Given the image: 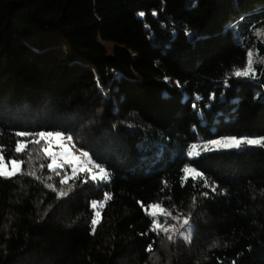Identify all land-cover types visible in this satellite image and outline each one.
Segmentation results:
<instances>
[{"label": "trees", "instance_id": "16d2710c", "mask_svg": "<svg viewBox=\"0 0 264 264\" xmlns=\"http://www.w3.org/2000/svg\"><path fill=\"white\" fill-rule=\"evenodd\" d=\"M40 132L109 180L49 169ZM233 137L264 140V0H0V264H264V144Z\"/></svg>", "mask_w": 264, "mask_h": 264}, {"label": "snow or ice", "instance_id": "6c2138e0", "mask_svg": "<svg viewBox=\"0 0 264 264\" xmlns=\"http://www.w3.org/2000/svg\"><path fill=\"white\" fill-rule=\"evenodd\" d=\"M139 15L143 16L144 14L143 13H140ZM249 64H248V67L243 70V71H236L235 72V75L236 76H247L249 75L250 73L253 72V69H252V53L249 52ZM17 136L19 137H25L27 136L28 134L27 133H24V132H18L16 133ZM38 136H39V139L34 141L35 143H40L41 140H55L57 142H61L63 141L64 139H67L68 141H71L72 140V137L71 136H68V137H64L63 134L59 133V132H56V133H52V132H40L38 133ZM213 144H217V145H221L223 147H239L241 145V143H247V144H264V140H246V141H241V140H237V139H230V140H227V141H213L212 142ZM27 147V142H24L23 140L21 141H17L16 145H15V148H14V151L17 152V153H20V152H23ZM205 150H208L207 147H205ZM43 151L46 153V155L48 156H51L53 157L52 160H51V163H49L47 165V167L51 170H55L56 168L58 167H62L63 165H61L60 163H58V160L55 158L56 157V154L51 150V148L49 147H46L43 149ZM65 151H67V148H65ZM195 151V146H193V151H190L189 152V155H192L193 152ZM198 154V153H196ZM84 156H87L88 154L87 153H84L83 154ZM60 156H64V153H60ZM74 160H78L79 157H73ZM9 164L11 165V167L9 168ZM23 164V161H17L15 159L11 160V161H8L6 162L4 160V157H3V153H2V149H0V176H14L16 175L18 172L21 171V165ZM97 168H98V172H96L95 174H92L90 176V179L95 181L97 179H100V180H104L107 178L108 174L107 172L105 171V169L103 167H100L99 165H97ZM73 171H75V169H73ZM81 171H86V169L82 168ZM188 169H185V172L188 173ZM196 175H200L199 173H196ZM195 178V177H194ZM67 180L64 179L61 181V183H66ZM65 193L61 192L60 195H64ZM105 199H110V196H108L107 194L105 195ZM92 207L93 208H96L97 205L96 203L94 202L92 204ZM150 208L152 209H160V214H165V215H171V213L169 212H166L165 209H163L159 204H153V205H150L149 206ZM150 216L152 217H155L158 213L156 211H152L150 213H148ZM95 216L96 218H94L92 220V225L95 226L97 223H98V218L100 217V213L97 211L95 213ZM184 224H188V220L185 219L183 221ZM156 230H163L165 232L169 231L168 228H164L162 226L161 223L159 222H156V221H153V231H156ZM168 239L169 240H172L173 239V236L172 235H169L168 236ZM148 251L151 252L152 251V248H151V245H149V248H148Z\"/></svg>", "mask_w": 264, "mask_h": 264}, {"label": "rangeland", "instance_id": "374dc122", "mask_svg": "<svg viewBox=\"0 0 264 264\" xmlns=\"http://www.w3.org/2000/svg\"><path fill=\"white\" fill-rule=\"evenodd\" d=\"M107 46H108L109 52L112 53L113 46L111 44H108ZM45 133H47V132H45ZM52 133H56V132H52ZM63 136L66 138L65 135H63ZM233 138L236 139V137H233ZM233 138L220 139V140L218 139V140H213V141H227V140H230ZM252 140H254V139H252ZM213 141H211L210 144L216 145V146L222 147V148H229V147H223L221 145L213 144L212 143ZM44 142L46 143V147L51 148V150L56 154L55 158L58 160V163H60L61 165H63V164L69 165L70 173H68L66 175V178H69V177H71L77 173H87L90 177L92 174H95L96 172H98L97 165H99L100 167H103L105 169L108 176L104 180L97 179L95 181H107V180H109L110 174H109V171L105 168V166L95 162L85 150L79 149V148L73 146L71 141L64 139L61 142H57L53 139V140H44ZM65 148H67V151H65ZM196 148H197V146H195V151L193 152L192 155H197L196 153H199V150H197ZM191 151H193V150H191ZM60 153H64V156H60ZM84 153H87L88 155L84 156L83 155ZM73 157H79V159L74 160ZM49 158H50V163H51V160L53 157L49 156ZM10 167H11V165L9 164V168ZM82 168L86 169V171H81ZM73 169H75V171H73ZM186 169L189 170L187 175L197 176L196 173H198V172L196 170H193L190 167H186ZM152 211H156L158 213L154 217L156 221H158L161 216L163 217L165 222H167L169 220L168 215L160 214V209L149 208V212H152ZM184 220L185 219L180 220L179 217L175 218V222L179 223L178 226H179V228H181V232L183 234H186V232L188 231V224H184L183 223ZM164 228L172 229L173 225L170 224V225L165 226ZM164 233H165V231H164Z\"/></svg>", "mask_w": 264, "mask_h": 264}]
</instances>
